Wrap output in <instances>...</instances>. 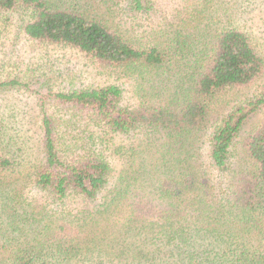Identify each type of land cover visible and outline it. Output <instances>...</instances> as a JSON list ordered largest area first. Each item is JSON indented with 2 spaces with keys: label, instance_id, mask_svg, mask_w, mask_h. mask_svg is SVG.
I'll return each mask as SVG.
<instances>
[{
  "label": "trees",
  "instance_id": "trees-1",
  "mask_svg": "<svg viewBox=\"0 0 264 264\" xmlns=\"http://www.w3.org/2000/svg\"><path fill=\"white\" fill-rule=\"evenodd\" d=\"M115 7L109 0H0V14L27 12L20 25L27 37L72 47L111 66L117 78L132 80L135 98L134 104L122 105L118 84L53 93L58 104L88 114L79 119L85 131L93 125L99 133L90 129L82 136L62 137L43 108L37 149L27 160L8 151L12 137L1 133L0 125V173L18 174L0 180V198L20 221L35 223L42 214L54 215L70 196L98 202L88 221L72 215L65 222L73 234L69 238L60 233L66 230L61 224L46 237L49 227L39 220L32 238L21 232V245H8L6 260L74 264L72 258L82 254L75 242L80 228L95 226L100 215L116 225L108 215L126 210L119 228L129 238L122 240L124 248L95 252L98 257L115 254L111 264H264V119L244 138L243 163L233 166L230 161L233 140L264 102V90L225 112L214 114L211 107L219 92L245 86L262 73V48L235 26L211 39L203 34L201 41L193 32L175 28L160 37L164 30L149 26L146 32L157 36L142 40L136 35L140 26L126 19L119 25L122 16ZM123 8L125 14L148 15L154 2L125 0ZM17 84L5 79L0 89ZM209 122L205 163L198 133L208 130ZM116 135L133 138L124 147L123 167L113 175L101 151L110 152ZM115 150L111 148L118 154ZM213 172L223 181L211 184ZM85 239L92 244L100 238L87 234ZM89 260L81 264H109Z\"/></svg>",
  "mask_w": 264,
  "mask_h": 264
},
{
  "label": "rangeland",
  "instance_id": "rangeland-1",
  "mask_svg": "<svg viewBox=\"0 0 264 264\" xmlns=\"http://www.w3.org/2000/svg\"><path fill=\"white\" fill-rule=\"evenodd\" d=\"M109 1L116 6L114 8L115 14L120 13L122 16V21H118L119 25L121 26L126 19L130 25L140 26V29L138 28L139 34L136 35H139L142 40H148L150 35L157 36L146 32L149 30V26L164 30L160 33V37L164 36L166 29L171 31L175 28L177 31L193 32V36L198 41H201L200 37L203 34H207L211 39L213 34L221 29L235 26L248 31L257 42L259 49L262 48L264 54V0H152L154 9L148 15L133 12L125 14L123 8L125 0ZM27 16V12L21 9L0 14V81L15 79L19 83L12 88L0 89L1 133L6 137H12L9 139L10 145H7L8 151L17 158L26 160L37 149L43 108L45 113L54 120L55 133H60L62 137H66V133L71 135L78 133L77 136H82L90 133V129L99 133L93 125H90L91 127L85 131L84 129L87 127L79 119H84L88 114L76 113L74 109L58 104L51 96L53 93L118 84L122 88L120 103L132 105L135 102L132 95V80L117 78L111 66L92 61L72 47L41 42L27 37L20 27ZM177 24L181 26L177 27ZM199 44L201 43L197 45ZM263 90L264 70L245 86L219 92L211 104L213 113L225 112V109L229 107L243 104L258 96ZM263 119L264 102L250 114L239 134L233 140L230 155L233 166L243 163L242 143L244 138L255 130ZM207 128L208 130L198 133L199 140H201V144L198 143L200 146L198 152L205 163L209 143L208 136L212 129L211 122L207 124ZM133 133L137 139L140 132ZM131 138H133L132 135H116L113 138L114 145L111 148H116L115 151L118 154L112 153L111 148V153L108 150L101 151L110 164L113 175L123 167L124 147L131 142ZM98 149L100 150L99 146ZM20 155L22 156L20 157ZM17 158L16 160H18ZM15 175H18L15 171L9 174L0 173V180L4 182L9 179L10 181ZM209 180L211 184L218 180L223 181L214 172ZM27 201L30 202L29 199ZM97 203L86 202L79 196H70L60 203L61 207L54 215L42 214L38 216L35 223L32 220L31 223H23L20 221L22 218L17 217V213H13V210L6 208L0 198V215L6 217L0 219V261H3L4 264H10L6 260L10 254L8 245L12 247L21 245V232L27 231L29 237L32 238L31 231L34 229V224L39 220H41V224L46 223L45 228L49 227L45 234L46 237L56 230L58 224H61L66 230L64 233H60L69 238L73 234L67 229L65 222L69 219L72 220V215L85 216L87 218L85 221H88L89 214H93L92 210H95ZM51 206L54 207L52 204ZM4 207L5 214H2ZM84 209L86 212H81ZM126 213L125 210L121 213L114 212L108 215L107 219L113 222L114 220L117 221L116 225H113L112 222H103L102 215H100L96 216L98 218L96 220L100 221L95 226L86 224L80 228L82 232L79 231L75 242L80 247L82 254L75 259L72 258V262L81 264L88 259L98 260L101 258L106 263L111 264L109 260L113 262L117 260V256L112 252L109 253L110 256H106L107 251V254L102 257L96 256L95 252L112 250L117 253V248L120 247V250L124 248L126 243L121 246L122 240L125 239L126 241L129 238L119 234V228ZM21 226L22 228H20ZM72 227H75V224H72ZM87 234H97L100 239L92 244L88 243L85 239Z\"/></svg>",
  "mask_w": 264,
  "mask_h": 264
}]
</instances>
